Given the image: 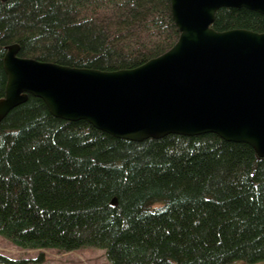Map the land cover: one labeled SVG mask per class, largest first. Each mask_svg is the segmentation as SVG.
Wrapping results in <instances>:
<instances>
[{"label": "trees", "instance_id": "16d2710c", "mask_svg": "<svg viewBox=\"0 0 264 264\" xmlns=\"http://www.w3.org/2000/svg\"><path fill=\"white\" fill-rule=\"evenodd\" d=\"M213 28L264 33V15L222 8ZM179 37L171 0H0V99L7 46L111 72ZM0 236L29 251L101 249L111 264L264 262V158L216 134L115 138L30 96L0 122Z\"/></svg>", "mask_w": 264, "mask_h": 264}, {"label": "water", "instance_id": "95a60500", "mask_svg": "<svg viewBox=\"0 0 264 264\" xmlns=\"http://www.w3.org/2000/svg\"><path fill=\"white\" fill-rule=\"evenodd\" d=\"M222 8L264 15V0H171L177 43L134 69L64 66L21 57L18 44L7 46L0 122L33 96L54 117L85 121L115 138L216 134L264 158V33L216 31Z\"/></svg>", "mask_w": 264, "mask_h": 264}, {"label": "rangeland", "instance_id": "374dc122", "mask_svg": "<svg viewBox=\"0 0 264 264\" xmlns=\"http://www.w3.org/2000/svg\"><path fill=\"white\" fill-rule=\"evenodd\" d=\"M0 254L13 260H25L28 264H111L101 249L86 248L69 253H60L55 250L29 251L20 249L1 236ZM257 264H264V262Z\"/></svg>", "mask_w": 264, "mask_h": 264}]
</instances>
